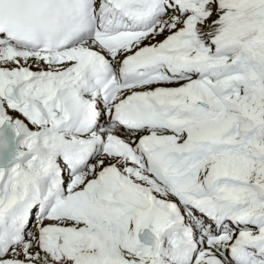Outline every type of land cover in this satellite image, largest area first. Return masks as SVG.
I'll return each instance as SVG.
<instances>
[{
  "label": "snow or ice",
  "instance_id": "obj_1",
  "mask_svg": "<svg viewBox=\"0 0 264 264\" xmlns=\"http://www.w3.org/2000/svg\"><path fill=\"white\" fill-rule=\"evenodd\" d=\"M0 264H264V0H0Z\"/></svg>",
  "mask_w": 264,
  "mask_h": 264
}]
</instances>
